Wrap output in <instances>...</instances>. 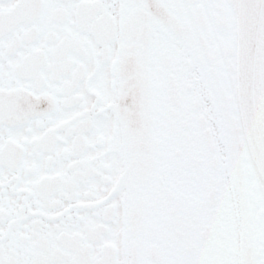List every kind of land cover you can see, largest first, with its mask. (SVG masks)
Wrapping results in <instances>:
<instances>
[{
	"label": "snow or ice",
	"instance_id": "1",
	"mask_svg": "<svg viewBox=\"0 0 264 264\" xmlns=\"http://www.w3.org/2000/svg\"><path fill=\"white\" fill-rule=\"evenodd\" d=\"M0 264H264V0H0Z\"/></svg>",
	"mask_w": 264,
	"mask_h": 264
}]
</instances>
